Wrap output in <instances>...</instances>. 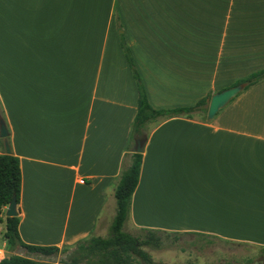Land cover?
<instances>
[{
  "label": "crops",
  "instance_id": "1",
  "mask_svg": "<svg viewBox=\"0 0 264 264\" xmlns=\"http://www.w3.org/2000/svg\"><path fill=\"white\" fill-rule=\"evenodd\" d=\"M226 6L241 17V6L264 0H0V117L19 159L24 244L69 255L108 235L137 108L115 12L149 104L174 109L264 69L262 20L212 51ZM206 117L148 125L123 231L187 238L203 252L197 264H241L227 260L229 246L258 251L254 264H264V81Z\"/></svg>",
  "mask_w": 264,
  "mask_h": 264
},
{
  "label": "trees",
  "instance_id": "2",
  "mask_svg": "<svg viewBox=\"0 0 264 264\" xmlns=\"http://www.w3.org/2000/svg\"><path fill=\"white\" fill-rule=\"evenodd\" d=\"M115 29L117 31L120 47L132 74L137 89V108L131 124V140L136 135H142L150 124H156L160 120L184 117L192 119L194 116L205 117L210 95L199 100L193 106L174 109H154L149 104L145 89L137 73L129 48L125 42L122 26L115 12ZM264 81V69L251 73L247 77L236 81L232 86L245 84V89ZM0 116L3 117L0 106ZM129 160L126 170L120 172L114 191L115 216L109 228L110 235L107 238H95L81 240L74 245V250L69 253L68 261L57 264H162L154 262L143 248L160 250L168 246V240L172 245L177 241L170 234L141 229L136 235L123 231L131 204V197L136 189L140 167L141 154H126L125 160ZM21 191V170L19 159L13 155H0V217L3 209L7 207L11 199L15 197L17 216L5 218V231L3 239L5 248L9 252L15 249L25 250L28 255H9L0 261V264H55L45 261L44 258L58 256L69 251L68 247L57 248L55 246H32L24 244L18 234L19 224V198ZM1 222V218H0ZM170 245V247L172 246ZM167 248V247H166ZM29 255H34L31 257Z\"/></svg>",
  "mask_w": 264,
  "mask_h": 264
},
{
  "label": "rangeland",
  "instance_id": "3",
  "mask_svg": "<svg viewBox=\"0 0 264 264\" xmlns=\"http://www.w3.org/2000/svg\"><path fill=\"white\" fill-rule=\"evenodd\" d=\"M224 16V22L221 24V26L218 28L217 26L213 25L211 26V30H213V33H211L214 37V40L211 48L212 51H215L217 54V50L219 47H223V34H228L234 36L235 39H244L245 32L249 29L247 20L249 19H257V22H260L261 20L264 22V6H241V17H235L234 12V6H226L225 11L223 12ZM234 19H239L240 22L236 23V26L233 25ZM225 26V27H224ZM224 27V28H223ZM209 29V28H208ZM241 40V41H242ZM237 43V42H236ZM242 44V42H241ZM240 44V45H241ZM215 93V92H214ZM149 129V128H148ZM129 160L126 159L123 166L121 167V171L126 170L129 166ZM2 216H4V212L2 213ZM126 229L129 230V225H126ZM132 234L136 235L137 232L132 231ZM110 231L108 232V235L105 237H109ZM172 240H168V244L172 245ZM2 244V240H0V245ZM170 245L165 246L164 248L160 250H153L150 248H143L145 252H147L150 256V258L156 262V263H162V264H197V260L193 258L197 253L202 254V250L195 249V244L193 242H190L187 238H180V240H177L171 247ZM167 247V248H166ZM201 247V245H198V248ZM230 251L227 254H230L227 257V260H232L237 263L241 264H254V261L258 260L259 253L258 251L249 248V247H233L229 246ZM1 249L4 250L5 257L9 255L16 254L17 249H13L11 251H7L5 247H1ZM22 255H28L26 251ZM31 257H35L34 255H29ZM45 261L52 262V263H59V262H66L68 261V256L65 254H61L58 256H52L44 258ZM135 264H140L138 261L134 262ZM260 264V263H258Z\"/></svg>",
  "mask_w": 264,
  "mask_h": 264
},
{
  "label": "water",
  "instance_id": "4",
  "mask_svg": "<svg viewBox=\"0 0 264 264\" xmlns=\"http://www.w3.org/2000/svg\"><path fill=\"white\" fill-rule=\"evenodd\" d=\"M245 86H246L245 84H240L213 94L208 103L206 120L207 121L213 120L214 116L218 113V111L223 109L225 106H227L231 102V100H233L239 93H241L244 90ZM8 136H9V132L7 130L6 124L3 118L0 117V139L3 141L4 152L6 155L12 154L11 148L7 141ZM145 141H146L145 135L135 136L134 147L132 148L131 153L141 154L143 152ZM16 216H17L16 200L15 197H13L10 203L6 207L5 217L13 218ZM24 252L25 250L17 249L16 255L22 256Z\"/></svg>",
  "mask_w": 264,
  "mask_h": 264
},
{
  "label": "built area",
  "instance_id": "5",
  "mask_svg": "<svg viewBox=\"0 0 264 264\" xmlns=\"http://www.w3.org/2000/svg\"><path fill=\"white\" fill-rule=\"evenodd\" d=\"M5 258V253L3 249H0V261Z\"/></svg>",
  "mask_w": 264,
  "mask_h": 264
}]
</instances>
